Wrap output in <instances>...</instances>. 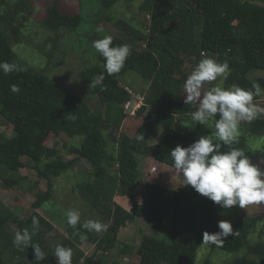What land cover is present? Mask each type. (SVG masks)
Returning <instances> with one entry per match:
<instances>
[{
    "label": "trees",
    "instance_id": "trees-1",
    "mask_svg": "<svg viewBox=\"0 0 264 264\" xmlns=\"http://www.w3.org/2000/svg\"><path fill=\"white\" fill-rule=\"evenodd\" d=\"M81 1L83 4L97 3V13H101L105 9L110 11L120 0ZM254 1L143 0L139 5V12L145 20L143 29H129V40H140L141 47L128 44L122 36L109 34L114 38L112 46L128 44L131 54L122 70L111 76L104 69L105 58L99 54L98 64L79 74L85 86L82 95L53 81L45 71L27 67L4 74L0 70V117L5 124L13 126L11 136L0 132V181L8 189L21 186L27 178L19 172L27 167L24 158H28L37 182L45 180L47 183L45 192L36 191L30 213L25 218L0 205V264H14V259L18 264H36L31 246L20 251L13 244L17 231L26 228L32 231L34 216L40 226L32 242L39 244L46 257L39 264H55L53 258L46 255V242L56 228L39 210L48 208L55 179L83 161L90 165L93 176L77 185L78 192L89 205L88 211L102 217L108 229L96 233L83 228L81 220L76 228L66 221L68 236L61 246L72 249V264H104L105 254L118 245L122 228L140 224V221L160 224L168 220L173 233L171 243L144 233L139 245L125 242L119 249L120 255L130 258L132 264H197L204 232H218L221 213L227 209L200 195L191 186L184 184L182 188L174 189L144 180L141 162L150 157L174 169L171 150L177 144L188 147L198 140L192 134L175 131L180 117H189L197 110L195 104L187 105L184 100L177 99L188 77L184 67L189 60L208 56L219 63L227 61L230 74L224 88L236 85L252 89L253 83L264 88V79L251 77L254 70L264 71V2ZM12 2L0 0V62L6 61L10 65L16 56L14 48L22 41V23L28 19L25 17L18 26L14 24L17 13L13 15L11 8L18 11L28 7L24 4L13 6ZM104 18L113 21L108 15ZM85 20L82 11L67 14L60 10L57 1H51L46 5L42 24L48 31L79 32ZM89 39L94 42L102 38L92 36ZM102 72L105 75L102 86H90L91 80ZM127 75H139L137 77L143 80L139 81L148 84V94L137 116L141 118L151 111L132 136L122 133L123 123L129 120L125 105L131 94L120 79ZM14 84L19 86L17 93L11 91ZM88 96H97L105 112L94 111ZM260 99L261 96L254 97V103ZM248 125L249 134H264V116ZM156 129L168 133L158 143L149 145L146 138H150ZM142 134L144 140L137 141L135 137ZM54 136L74 141L72 144L65 141L62 148L70 159H66L61 149L48 146V139ZM108 139L118 146L114 158L107 152ZM246 140L247 137L242 136L230 146L222 147L221 151L242 149L253 163L260 166L264 149L255 152L248 147ZM121 198L129 200V210L120 204L118 199ZM12 225L18 229L14 233L10 232ZM232 225L238 235H229L222 247L208 244L213 249L242 253L229 264H264V209L257 215L244 214ZM258 229L260 240L252 242ZM86 242L95 244L102 255L86 256L76 249ZM208 257L202 264H214ZM120 263L119 259L111 262Z\"/></svg>",
    "mask_w": 264,
    "mask_h": 264
},
{
    "label": "rangeland",
    "instance_id": "rangeland-1",
    "mask_svg": "<svg viewBox=\"0 0 264 264\" xmlns=\"http://www.w3.org/2000/svg\"><path fill=\"white\" fill-rule=\"evenodd\" d=\"M51 1H57L60 10L67 14H79L82 11L86 20L79 32H70L68 30L53 32L48 31L43 26L42 20L45 17V8L47 3ZM142 1L143 0H120L110 11L105 9V11L97 13L98 4L95 2L93 4L84 2L83 4V1L81 0H13L11 4L13 6H16L17 4L22 6L24 4L28 7L26 9L21 8L18 11L14 7L11 8L13 15L17 13L14 24L18 26L21 22L25 21V17L28 19L25 23H22V41L14 48L16 56L11 65L23 69L30 67L39 72L45 71L53 81L58 82L77 95H82L85 86L81 82L79 74L82 70L91 65L98 64V55L100 54L93 47V41H91L89 37L96 36V38L99 39L109 34H115L122 36L124 40L127 39L126 42H128V44L140 48V40H129V29H143L145 20L139 12V5ZM256 1L262 4L264 2V0ZM107 15L111 17L113 21L106 20L104 16ZM98 27H102L104 31L97 32L96 29ZM8 35L10 38L14 39L10 33H8ZM201 60L192 59L186 63L184 70L188 76ZM137 76L140 77L139 75ZM137 76L127 75L120 79L122 86L131 94L130 104L127 109L125 108L127 113L131 116L129 115V120L123 123L122 131V133L126 132L130 136L135 134L138 127L144 123L147 115L151 113L149 110V112H146L141 118L137 116V113L136 116L132 115V112H134L138 104H141V106L144 104L145 98L148 94V84L140 82L142 79H139ZM251 77L254 80L260 78L264 79V71L254 70ZM226 80L227 79L221 80L218 78L217 81L206 83L204 85V91L217 85L224 87ZM181 91L182 93L177 95V99L182 102L185 99L184 96L186 94L184 86ZM88 98L94 111L100 113L105 112V107L99 101L97 96H88ZM256 103H258L260 107H264V93H262L260 101ZM196 108H198V105H196ZM217 119H219L218 114L211 118L207 125H203L194 122L191 116H182L180 117L179 125H176L175 127V131L183 134H192L196 139H199L201 136L210 135L211 132L214 133V125ZM249 122L250 121L241 122L239 134L235 141H238L242 136L244 138L247 137L246 141L249 148L255 152L262 151L264 149V134L261 136L249 134L247 132ZM0 132L5 133L8 136L13 134V126L5 124L1 117ZM167 133L168 132L163 129H156L151 137L146 138V140L149 145H154ZM63 137L64 136H54L53 138L48 139L47 144L49 147L61 149L66 159H70L71 157L68 152L64 149L62 150V148H64L65 141H68L69 144H72L74 141L68 140L67 138L64 141ZM117 148V144L115 145L110 139L107 140V152L109 157H116ZM24 161H26L28 165L26 168L21 169L19 175L26 177L27 180L22 182L21 186H15L8 189L4 187L0 181V205H3L10 211L16 212L20 218H25L29 215L31 204L35 200L36 193L40 191L45 192L47 189V183L45 180L37 182L38 179L36 172L32 169V162L28 158H24ZM259 164L264 168V160L263 162L260 161ZM141 169L145 176L144 180L146 179L154 184L174 189H179L184 186L183 180L175 174L174 169L155 161L153 158H143ZM91 172L90 165L83 161L76 164L72 170L55 179L53 197L48 203V208H46V211L45 209L39 210L40 214L51 221L56 228L46 242V255L50 259L53 258L55 264H58L55 257V249L57 246H61L63 240L68 236L65 231L67 221L65 213L67 210L74 209L79 211L83 223L87 220H98L101 223L104 221L97 213L88 211L89 205L82 199L78 192L77 185L85 180L92 179L93 175ZM118 201L124 206V208L127 210L130 209L131 204L128 199L121 198L118 199ZM263 209V205H250L247 206L246 209H241L238 205L233 206L221 213V220L234 223L235 221L240 220L241 216L244 214L257 215L261 213ZM150 229L153 230L150 231ZM17 230L18 229L15 225L10 227V232L12 233ZM144 233L153 234L168 243L173 241V233L171 231L169 220L160 224H145L140 221V224L134 223L129 227L127 226L121 229L118 245L105 254L104 264H111L114 259H119L121 262L120 264H132L130 258L128 259L126 256L120 255L119 249L123 247L125 242L135 246L139 245ZM258 239L260 240L259 229L253 234L252 242L257 241ZM262 239L264 240V235ZM76 249L84 252L86 256L96 254L99 257L102 255V251H97V246L93 243L86 242L83 245L76 246ZM7 254L11 255L10 252ZM239 256H242V253H229L219 249H213L208 243L203 244L202 242L197 253L196 263L202 264L208 257L214 264H229ZM14 264H18L17 259H14Z\"/></svg>",
    "mask_w": 264,
    "mask_h": 264
},
{
    "label": "clouds",
    "instance_id": "clouds-1",
    "mask_svg": "<svg viewBox=\"0 0 264 264\" xmlns=\"http://www.w3.org/2000/svg\"><path fill=\"white\" fill-rule=\"evenodd\" d=\"M97 32H103L98 27ZM113 37L106 35L102 39L93 42V47L105 58L104 69L111 76L119 73L131 54L128 44L112 46ZM0 70L4 74L12 71H21L18 67L8 62H0ZM230 74V66L227 61L217 62L211 57L202 59L184 84L185 104L198 105L196 111L191 113L194 122L207 125L209 120L218 114L219 119L215 121L214 133L201 136L188 147L177 146L171 150L170 156L173 161L175 174L181 177L184 184L191 186L197 193L207 197L222 209H230L239 206L246 209L250 205H264V169L253 163L239 148L230 151H221L222 147L230 146L235 142L239 127L243 121H252L264 116V107L254 103V97L264 93V88L259 83H253L252 89H244L233 85L224 88L219 85L204 91V85L227 79ZM105 80L104 73L98 74L91 80L90 86H102ZM103 90V89H102ZM11 91H20L18 85H12ZM137 141L144 140V134L135 137ZM67 223L76 228L80 223L81 213L70 209L65 213ZM39 220L32 218V231L27 228L22 232L15 233L13 244L23 251L31 246L34 249L36 264L43 261L45 253L39 244L32 242V237L39 230ZM82 227L101 233L107 231L108 225L98 220H87ZM219 231L203 234V244L211 243L222 247L229 235H238L234 231L230 221L218 222ZM73 252L71 248L57 246L55 257L58 264H72Z\"/></svg>",
    "mask_w": 264,
    "mask_h": 264
},
{
    "label": "built area",
    "instance_id": "built-area-1",
    "mask_svg": "<svg viewBox=\"0 0 264 264\" xmlns=\"http://www.w3.org/2000/svg\"><path fill=\"white\" fill-rule=\"evenodd\" d=\"M129 93H130V92H129ZM129 104H130V101L127 102V104L125 105V108H126V109L128 108ZM143 105H144V104H143ZM143 105H142V106H143ZM142 106H141V104H138L137 107L135 108L134 112H132V115H133V116H136V113L138 112V110H139L140 107H142ZM126 109H125V110H126ZM126 112H127V111H126Z\"/></svg>",
    "mask_w": 264,
    "mask_h": 264
},
{
    "label": "crops",
    "instance_id": "crops-1",
    "mask_svg": "<svg viewBox=\"0 0 264 264\" xmlns=\"http://www.w3.org/2000/svg\"><path fill=\"white\" fill-rule=\"evenodd\" d=\"M156 161V160H155Z\"/></svg>",
    "mask_w": 264,
    "mask_h": 264
}]
</instances>
